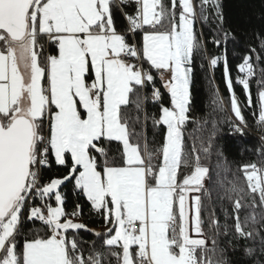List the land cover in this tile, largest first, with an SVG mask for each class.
I'll use <instances>...</instances> for the list:
<instances>
[{
  "label": "snow or ice",
  "instance_id": "snow-or-ice-1",
  "mask_svg": "<svg viewBox=\"0 0 264 264\" xmlns=\"http://www.w3.org/2000/svg\"><path fill=\"white\" fill-rule=\"evenodd\" d=\"M115 2L0 0V264H107L109 257L117 264H231L219 244L222 235L260 237L264 245L255 215H239L248 206L241 202L247 196L253 206L257 195L264 205V169L242 166L249 191L232 184L226 192L229 200L236 197L234 224L222 227L212 214L206 231L202 213L209 168L201 164L200 153L210 155L217 125L212 121L205 141L194 133L204 131L208 121L189 115L194 60L206 53L194 27L198 17L193 0H170V7L163 0H133L136 10L126 14L123 32L114 23ZM206 6L217 9L219 34L212 43L226 48L235 37L223 28L219 3L200 0L199 15L205 20ZM138 32L142 43L134 39ZM49 47H55L56 54H48ZM220 59L210 57V66ZM237 69L243 75L236 82L248 93L254 76L251 57L244 56ZM152 70L163 82L170 107L162 103ZM258 83L264 89V81ZM149 86L152 102L159 104L158 118L144 110ZM213 97L222 111L218 90ZM230 99L239 121L233 130L242 134L246 121L234 93ZM259 101V121L264 124V90ZM149 118L154 128H165L159 146H149L143 132ZM189 122L198 125L188 133L191 155L185 140ZM112 142L121 146L116 154ZM53 159L67 174L45 181ZM72 181L103 218L104 233L75 222L81 215L79 204L71 213L65 210L60 188ZM36 198L39 206L32 203ZM25 219L39 221L41 228L33 230L21 248L18 238ZM80 230L100 238L104 250L93 241L85 254L77 238ZM255 252L245 249L248 256Z\"/></svg>",
  "mask_w": 264,
  "mask_h": 264
},
{
  "label": "trees",
  "instance_id": "trees-1",
  "mask_svg": "<svg viewBox=\"0 0 264 264\" xmlns=\"http://www.w3.org/2000/svg\"><path fill=\"white\" fill-rule=\"evenodd\" d=\"M165 4L171 6L170 0H163ZM219 3V12L223 15V28L229 31L235 40H229L226 48L216 47L212 40L219 34L217 27L218 17L217 9L211 6H206L205 16L207 19L200 17V0H193L197 19L194 27L198 34L201 35L206 53L196 57L193 67V82L191 85V111L189 115L196 121H205L204 131H197L194 136L202 137L207 141L212 129V121L216 122V135L212 138L210 155L207 157L201 152V164L209 168V175L204 180V188L207 189L208 195L204 197L205 209L202 213V219L205 221V230L207 231L208 221L212 214L223 227L234 224L235 213L233 211L235 195L233 199L227 198L226 192L232 184L238 188L242 187L245 192H248L246 177L242 166L255 164L259 169H264V124L259 121L260 101L259 91L264 90L261 87L260 81H264V76L261 75V70H264V51L261 49V42L264 41V0H217ZM119 6H112L114 23L118 31H125L128 26L126 14H134L136 6L133 3H122L118 1ZM142 33H137L134 39L141 43ZM130 41L132 39L128 37ZM2 43V42H0ZM255 49V51H252ZM48 54H55L56 48H47ZM250 56L254 65V76L250 77L249 92L246 93L242 86L238 84L237 79L242 76L238 72L237 65L242 63L244 56ZM212 56L221 57L217 66H210L209 58ZM260 56L261 59H257ZM226 57L230 76L233 79L232 92L227 87V82L224 73V58ZM147 68L148 65L145 64ZM155 87L159 88L162 93V103L165 106H170V98L163 88L162 82L155 74ZM152 90L151 86L145 89L148 95ZM218 90L219 97L223 102V110H218L213 104V91ZM235 94L239 101L241 114L244 117L246 124L243 126V133H236L232 125L238 124V119L231 113L228 106L229 98ZM251 95L252 103H248V95ZM144 110L148 116L155 114L159 116V104L150 102L149 99L144 103ZM133 115L135 112L133 111ZM198 128L197 124L189 122L185 133L186 146L189 154L192 153V138L188 136L189 132ZM137 131H141L140 126H137ZM143 132L147 138L149 146H159L163 142L165 128L163 126L154 128L152 120L149 118L144 122ZM200 141H196V146L199 148ZM207 146V143H205ZM121 146L117 142H112V153L116 154V150ZM70 166V157L67 161ZM219 165V166H218ZM183 170V169H182ZM184 174H189L190 169L183 170ZM67 174V168L56 165L52 160L51 168L46 171L44 180L51 178L63 177ZM262 173H258L261 175ZM182 176L178 171V179ZM62 197L64 198L65 210L71 213L76 209V205L81 206V215L77 222L84 223L89 227L100 228V233L105 232L103 218L98 215L90 206V202L86 197L74 187V181L66 182L60 188ZM53 203V201H50ZM248 205L240 210V217L255 215L259 222L256 227L260 230L261 236H264V205L260 204L257 195L256 203L252 205L251 196L245 197L241 201ZM41 228L38 221L24 220V226L21 229V235L18 238V246L22 248L26 238H31L33 230ZM82 241V247L85 254L91 249L92 242L96 241V247L101 248L102 240L97 238L90 231L80 230L77 237ZM232 240V243L229 241ZM220 247L227 250V259L231 264H264V251L260 237L255 240L249 239H233L232 236H221L219 239ZM235 245V247H233ZM211 244L209 243V247ZM255 248L256 252L253 256L245 254L246 248ZM107 264H117L115 257H109Z\"/></svg>",
  "mask_w": 264,
  "mask_h": 264
},
{
  "label": "built area",
  "instance_id": "built-area-1",
  "mask_svg": "<svg viewBox=\"0 0 264 264\" xmlns=\"http://www.w3.org/2000/svg\"><path fill=\"white\" fill-rule=\"evenodd\" d=\"M118 1L119 0H116V2H115V4L117 5V6H119V3H118ZM121 1V0H120ZM125 3H133L134 5H135V3L133 2V0H127V2H125ZM131 36V35H130ZM152 73H154L155 75H156V77H158L159 78V76L156 74V72H155V70H152ZM151 92H152V90L149 92V94H148V99H149V101L150 102H152V98H151ZM32 203H33V205L34 206H39L40 205V200L38 199V198H36V199H34L33 201H32ZM73 210H75V209H73ZM39 222V221H38ZM39 224H40V222H39ZM89 229L90 230H93L94 232H99L100 231V228H96V227H89Z\"/></svg>",
  "mask_w": 264,
  "mask_h": 264
},
{
  "label": "rangeland",
  "instance_id": "rangeland-1",
  "mask_svg": "<svg viewBox=\"0 0 264 264\" xmlns=\"http://www.w3.org/2000/svg\"><path fill=\"white\" fill-rule=\"evenodd\" d=\"M231 98V97H230ZM229 98V103H228V106H229V108H230V110H231V99ZM231 113L235 116V114L232 112V110H231ZM53 201V206H55V202H54V199L52 200ZM75 222H77V220L75 221ZM193 238H199V237H193Z\"/></svg>",
  "mask_w": 264,
  "mask_h": 264
},
{
  "label": "crops",
  "instance_id": "crops-1",
  "mask_svg": "<svg viewBox=\"0 0 264 264\" xmlns=\"http://www.w3.org/2000/svg\"><path fill=\"white\" fill-rule=\"evenodd\" d=\"M129 42H131L130 39H129ZM141 43H142V36H141ZM56 51H57V50H56ZM55 54H56V53H55ZM161 82H162V81H161ZM162 85H163V82H162ZM165 91H166V90H165ZM166 93H167V92H166ZM167 94H168V93H167ZM170 106H171V105H170ZM170 106H169V107H170ZM53 160H54V159H53ZM105 230H106V229H105ZM192 235H193V237H197L194 233H193ZM199 238H200V237H199Z\"/></svg>",
  "mask_w": 264,
  "mask_h": 264
}]
</instances>
